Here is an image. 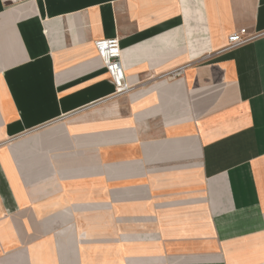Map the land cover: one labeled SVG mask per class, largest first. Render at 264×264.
Masks as SVG:
<instances>
[{
	"label": "crops",
	"instance_id": "crops-1",
	"mask_svg": "<svg viewBox=\"0 0 264 264\" xmlns=\"http://www.w3.org/2000/svg\"><path fill=\"white\" fill-rule=\"evenodd\" d=\"M0 264H264V0H0Z\"/></svg>",
	"mask_w": 264,
	"mask_h": 264
},
{
	"label": "built area",
	"instance_id": "built-area-1",
	"mask_svg": "<svg viewBox=\"0 0 264 264\" xmlns=\"http://www.w3.org/2000/svg\"><path fill=\"white\" fill-rule=\"evenodd\" d=\"M255 37V34L248 33L246 28H240L228 35L227 44L224 49L236 48L251 41ZM93 44L96 50V57L101 67L108 74L114 86V94L120 95L128 92L131 86L124 78L123 66L121 63V49L118 39L101 38L95 40ZM180 72L181 69L173 72L172 76H177Z\"/></svg>",
	"mask_w": 264,
	"mask_h": 264
}]
</instances>
